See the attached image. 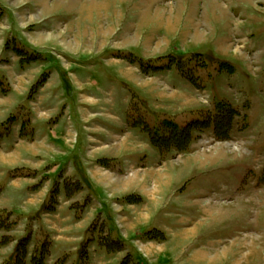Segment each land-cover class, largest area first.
<instances>
[{"label":"rangeland","instance_id":"rangeland-1","mask_svg":"<svg viewBox=\"0 0 264 264\" xmlns=\"http://www.w3.org/2000/svg\"><path fill=\"white\" fill-rule=\"evenodd\" d=\"M170 72L169 80L178 72L191 83L186 94L201 105L181 119L151 115L139 92L136 75ZM57 74L73 89L54 87L46 100L40 88ZM0 87L6 96L14 88L26 93L9 119L29 126V102L38 94L48 118L66 136L71 126L76 139L88 114L86 124L102 126L103 135H143V121L149 131L164 120L190 128L182 147L167 142L157 163L144 158V183L115 203L119 224L125 211L133 216L126 202L139 207L147 219L139 239L155 248L115 241L105 223L94 225L91 237L117 264H264V0H0ZM109 224L121 234L118 223ZM51 247L39 233L8 235L0 239V260L33 264L44 248L45 264ZM90 249L80 250L83 264L101 263L90 259Z\"/></svg>","mask_w":264,"mask_h":264},{"label":"crops","instance_id":"crops-1","mask_svg":"<svg viewBox=\"0 0 264 264\" xmlns=\"http://www.w3.org/2000/svg\"><path fill=\"white\" fill-rule=\"evenodd\" d=\"M239 21L234 20L237 24L243 22ZM227 45L219 46L224 48ZM57 75L58 78L51 76L40 88L38 94L44 93L46 100L52 99L54 87L61 86L67 91L73 89L71 79L63 74ZM136 76L142 100L153 116L181 119L200 105L187 96L193 92L191 83L178 72H174L172 80H169L171 72L162 76ZM169 81H179V90H176L177 86H167ZM38 94L33 102H29V126H25L19 117L9 124L8 130L4 123L20 109L26 93L14 88L6 96L0 87V239L8 235L25 239L31 233L34 238L38 233L40 237L50 238L52 247L45 264L63 260H67L65 264H83V254L80 253L83 245L91 248V260H100L99 264H117L115 259L109 258L106 248L91 237L94 225L101 220L109 229L108 236L115 241H120L119 237L123 242L139 241L155 248L156 245L147 244V238L139 239L142 232L138 228L146 225L147 220L146 216L140 215L139 207L126 202L128 204L124 206L133 216L125 211L126 215H121L124 223L119 224V209L118 205L115 206L120 198L135 191L132 186L135 182L144 183L147 164L143 159L150 155L155 163L158 162L159 150L144 129V121L142 128H139L144 132L143 135L118 134L115 130L103 135L102 126L86 124L88 114L84 117V124L78 125L80 137H83L79 148L77 145L80 137L76 139V132L70 129L71 126L66 127V136L64 126L48 118L49 111L38 106ZM162 98L166 102L161 103ZM140 187L139 184V193ZM74 190L75 193L72 192ZM51 192L59 193L61 197H50ZM95 197L104 201V204ZM112 197L116 200H110ZM52 199H55V203ZM119 208L124 210L120 205ZM6 213L9 214L8 218H2ZM110 222L118 223L121 234L112 232ZM7 224H11V230ZM157 245L160 246L159 243ZM95 246H100L99 250ZM2 250H7V247ZM100 254L102 257L96 259ZM4 256L0 264L7 262ZM28 260L26 264H31L32 259L31 262Z\"/></svg>","mask_w":264,"mask_h":264},{"label":"trees","instance_id":"trees-1","mask_svg":"<svg viewBox=\"0 0 264 264\" xmlns=\"http://www.w3.org/2000/svg\"><path fill=\"white\" fill-rule=\"evenodd\" d=\"M224 106H225V104H221L219 107L222 108ZM14 119H15V117H12L11 119H9L8 124H10L12 121H14ZM191 124H195V122H193ZM144 125H145V123H144ZM181 126H179L177 123H174L173 121L164 120L162 127L154 128V130H152V131H149V129L147 128L146 131L150 134V138H151L152 144L158 149L163 148L162 146H164V144H167V142H169V143L173 142V143L176 144L177 147H182L181 146L182 143L181 144H178V143L181 141L182 137H185V140H187V135L190 134L189 133L190 128L181 129ZM164 127H165L166 130H169V135L167 137H166V135H163V133H161V129L164 128ZM144 128H145V126H144ZM190 135H189V138H190ZM228 135L225 136V138L226 137L229 138ZM225 138L222 137V139H225ZM228 138H226V139H228ZM44 252L45 251H44V248H43L41 250V252L39 253V255L34 257L33 264H44Z\"/></svg>","mask_w":264,"mask_h":264}]
</instances>
